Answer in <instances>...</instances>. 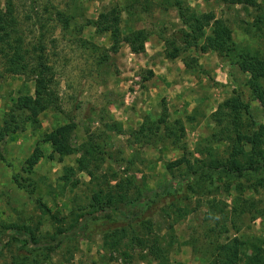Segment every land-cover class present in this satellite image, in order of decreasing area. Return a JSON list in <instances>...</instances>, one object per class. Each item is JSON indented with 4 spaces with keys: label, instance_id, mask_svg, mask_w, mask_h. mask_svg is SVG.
Wrapping results in <instances>:
<instances>
[{
    "label": "rangeland",
    "instance_id": "rangeland-1",
    "mask_svg": "<svg viewBox=\"0 0 264 264\" xmlns=\"http://www.w3.org/2000/svg\"><path fill=\"white\" fill-rule=\"evenodd\" d=\"M160 1L12 0L13 36L21 38L28 63L35 64L38 55L45 58L51 68L49 87L57 99L45 96L46 107L35 123L28 109L20 110L18 129L0 143V264L156 263L147 248L136 243L117 249L104 244V234L127 224L114 210L73 227L77 216L93 209L94 194H107L127 176H135L149 190L167 188L151 197L135 225L139 236L158 237L168 251L165 264H209L213 247L235 236L258 240L264 249V185L251 188L244 178L209 168L215 161H227L231 150L230 141L218 136L220 126L212 117L218 105L234 91L240 94L250 108L242 121L247 133L264 124V107L247 86L249 73L238 65L214 51H183L177 32L185 26L176 7L163 9ZM180 1L223 18L238 50L264 58V25L254 24L256 15H264V0H257V8L221 0ZM4 3L0 0L1 7ZM113 5L120 11L124 34L145 29L144 46L162 42L163 49L134 52L121 43L111 51L110 33L96 32L91 21ZM57 10L70 17L68 28L62 27ZM173 39L181 52L168 59ZM160 59H177L184 67L181 75L191 79L186 80L185 97L172 90L149 91L160 82L153 73ZM199 59L209 63L201 67ZM4 68L0 55V124L20 95L34 96L38 78ZM261 84L264 87V78ZM160 117L165 122L156 128ZM146 120L154 123L153 133L142 137L138 131ZM68 122L75 123L72 141L77 151L60 156L43 135ZM89 142L103 153H96L88 169L80 170L77 159ZM200 166L202 171L195 172ZM16 227H27L39 240L58 238L59 230L66 229L68 235L45 256L46 247L26 244L14 233ZM252 251L246 245L243 259Z\"/></svg>",
    "mask_w": 264,
    "mask_h": 264
},
{
    "label": "trees",
    "instance_id": "trees-1",
    "mask_svg": "<svg viewBox=\"0 0 264 264\" xmlns=\"http://www.w3.org/2000/svg\"><path fill=\"white\" fill-rule=\"evenodd\" d=\"M221 1L225 4H246L256 8L259 7L257 0ZM160 4L163 9H168L170 6L177 9L179 18L185 26L177 32L178 37L183 42V51L192 47L201 52L214 51L225 57L230 63L238 65L243 72L249 73L247 86L253 98L264 107V87L261 84V80L264 78V58L261 55L247 50H238L232 37L231 28L223 18L216 17L214 12H197L188 6H184L180 0H161ZM119 12L114 5L100 11L97 18L91 21L96 32L104 33L107 31L110 33L113 41L110 50L113 52L117 51L121 43L128 44L134 52H143L148 32L145 29H135L124 34L120 27ZM56 14L59 20L62 21V27L68 28L70 17L60 10H57ZM254 24L263 26L264 15H256ZM15 25L13 2L12 0H5L4 7L0 6V55L4 59V69L9 73L36 74L38 78L35 81L34 96L20 95L11 110L6 113V117L0 124V143L10 133L18 129L17 113L20 110L28 109V118L35 123L40 111L46 107L45 96L54 100L57 99L54 91L49 87L52 81L49 78L51 68L46 65L45 58L42 55L37 56L35 64L28 63L22 48L21 38H14L13 36ZM173 43L174 39L172 40V50H166L168 59L177 57L178 53L181 52L177 47H174ZM192 61L196 63L195 58ZM245 114L250 115L249 103L244 101L241 95L235 91L220 103L213 112L212 117L220 126L218 136L230 141L231 150L227 161L217 163L215 161L214 165L209 168L224 170L230 175H234L235 178H244L249 187L257 188L264 185V124H259L250 133L244 132L242 121ZM164 122V117L158 118L155 127L158 128L159 124ZM153 124V122L144 121L139 127L138 134L145 137L153 133ZM74 127V122L59 125L46 132L43 135V140L49 143L52 150L60 156L75 153L77 148L72 141ZM101 150L100 146L89 142L87 148L82 152V156L77 159L79 169L87 170L89 160L95 159L96 153H103ZM170 165L168 164V166ZM202 167H198L195 172L202 171ZM69 169L72 168L69 167ZM89 173L92 174L90 170ZM257 173L261 175L258 176ZM253 175H257L255 179L251 178ZM14 180L18 184L20 183L16 176H14ZM22 186L26 187L23 184ZM114 187L115 189L107 194H94L92 197L93 209L86 214L77 216L73 227L78 229L80 221L87 217L109 216L110 211L114 210L127 220V224L120 229L104 234V244L117 249L120 244L136 243L140 247L147 248L149 255L157 260L154 264H165L168 261V251L161 244L158 237L154 235L149 239V237L139 236L136 233L135 225L138 224V217L143 212L144 206L151 200V197L164 193L167 188L160 186L154 190L146 189L144 184L140 183L135 176H127L119 180ZM130 189L135 191V194H130ZM65 231L66 229L59 230L61 236L58 238L53 236L48 240H39L27 227H16L14 229V233L22 237L26 244L32 247L45 246L47 250L45 256H49V253L53 252L56 246L65 241L68 235V232L65 233ZM246 245H249L253 251L243 259L242 254ZM241 259H243L241 264H264L262 243L258 240L247 242L236 236L223 243H217L213 247L209 264H240Z\"/></svg>",
    "mask_w": 264,
    "mask_h": 264
},
{
    "label": "crops",
    "instance_id": "crops-1",
    "mask_svg": "<svg viewBox=\"0 0 264 264\" xmlns=\"http://www.w3.org/2000/svg\"><path fill=\"white\" fill-rule=\"evenodd\" d=\"M194 1L195 2L202 1L203 4L205 3L204 0H194ZM188 3L191 5L193 4L192 2L191 3L188 2ZM146 12L147 10L146 11L142 10V15H146ZM162 45H163L162 42H159L153 48L152 46L150 47L146 46L145 51H150V54L157 53L158 51H160V49H163ZM206 54L207 53H203L204 55L203 57H206L205 56ZM198 63L201 67H205L209 62L207 60L203 62L201 59H199ZM209 65L211 66V64ZM157 66H159L160 69L156 68ZM212 66H214V64ZM184 72H186L184 67L181 66L180 62L177 59H175L174 61L167 59H160L159 62L155 65V68H153L154 78L159 79L160 82L157 85L150 88L149 91L152 93L154 92L158 93L162 91L171 92L172 90V92L175 91V93H180L182 97H185L183 93L185 92L186 94V85H187L186 80L188 79L191 80V79L190 78L186 79L184 76H182L181 74H185ZM169 80L171 82H167ZM177 96L180 97L179 95Z\"/></svg>",
    "mask_w": 264,
    "mask_h": 264
}]
</instances>
